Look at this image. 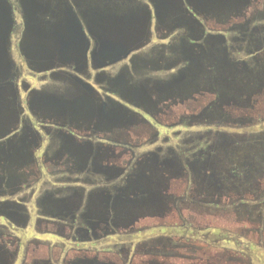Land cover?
Here are the masks:
<instances>
[{"label":"rangeland","instance_id":"rangeland-1","mask_svg":"<svg viewBox=\"0 0 264 264\" xmlns=\"http://www.w3.org/2000/svg\"><path fill=\"white\" fill-rule=\"evenodd\" d=\"M3 2L9 20L0 50V218L13 227L0 228V264H114L113 255L123 253L125 241L126 247L137 242L151 253L152 237L155 242L159 240V249L165 254L186 252L189 256L194 249H207L205 264H264V130L257 127L264 126V113L250 111L248 115L247 109L238 112L230 108L235 99L247 108L250 95V106L264 110V0H221L220 6H210L211 11H202L200 0ZM66 7L78 15L81 29L91 42H114L124 46L126 53L97 71L87 62L86 44L85 52L69 53L74 58L61 63L59 38L49 33L63 21L60 14ZM113 7L119 11L115 16H125L120 21L112 18ZM103 9L111 17L104 19ZM211 63L224 68L217 69ZM194 71L203 78L193 80L194 86L189 88L193 98H198L196 106L202 101L198 91L203 87L218 95L213 103L202 107L203 113L194 111L195 116L184 113L181 105L185 102L181 97L189 93V84L184 83ZM81 85H93L97 91L105 88L106 112L98 103L93 106ZM157 90L160 100L154 104L151 98ZM143 106L149 109V117L141 115ZM171 106L177 110L176 120L162 129L154 127L152 113ZM145 122L153 128L145 130ZM101 125L112 128L113 133L125 135L128 131L131 136L128 140L122 135L123 146L130 147L124 152L128 159L123 169L114 170L108 164L105 167L112 180L123 172V212L117 206L110 207L115 226L106 229L105 238L96 244L58 236L56 228L57 234L42 235L37 222L46 220L48 225L62 226L65 222L72 226L66 231L70 236L90 231L74 225L78 211L73 214L68 206L76 198L84 204L93 186L102 192L120 187L119 183L106 184L90 176L88 161L92 162L89 157L94 144L98 150L107 147L94 141L101 137L102 141L122 140L107 133L106 139L97 131ZM137 130L142 131L141 139ZM62 142L72 146H60ZM61 159L69 161L65 164ZM70 166L78 170L72 171ZM140 172L156 176L153 182L158 183V201L150 187L149 196L136 194L134 182L125 187L131 174L136 178ZM167 173L179 178L189 175L193 183L208 189L202 202L207 208L192 212L197 222L193 225L209 229L217 225L223 230L243 222L254 228V236L243 225L237 227L235 252L227 248L226 255H222L220 241L211 245L213 235L208 239L210 249L187 240L183 242L190 250L182 249L178 245L183 242L176 239L178 233L168 227L143 230L139 238L124 239L122 244L123 235L113 234L122 218L123 223L128 217L134 219L156 208L159 201L182 204L176 200L181 193L165 197L162 191V185L167 184L162 177ZM82 179L87 184L79 181ZM253 188L256 191L248 190ZM219 189L224 190V200L213 192ZM191 199L201 200L193 195ZM96 201L98 204V198ZM133 201L138 202L136 207H131ZM183 216L185 219L179 222L188 220L186 214ZM157 217L168 220L170 214ZM91 231L89 237L93 236ZM168 242L175 247L170 249ZM164 259V264H180L176 256Z\"/></svg>","mask_w":264,"mask_h":264},{"label":"flooded vegetation","instance_id":"flooded-vegetation-1","mask_svg":"<svg viewBox=\"0 0 264 264\" xmlns=\"http://www.w3.org/2000/svg\"><path fill=\"white\" fill-rule=\"evenodd\" d=\"M66 12V15L64 14L65 12L61 13V19H63L64 21V26L66 24V22H71V18L73 19L74 23L76 26L79 27L80 31L83 34V38H82V43L80 42L79 45L76 47L77 50H75L76 55L78 53L83 52V50H85L86 44L88 45L87 49V59H88V63L91 64L93 67L95 66L97 71H100V68H104L107 66H111V53H112V47H111V43L107 42V41H103L102 43L100 41H95V42H91L90 39L88 38V36L86 35L85 31L81 29L80 23H79V19L77 18V16L75 15V13L72 11V9L70 8H63ZM63 14V15H62ZM71 17V18H70ZM84 29V28H83ZM61 48V46H60ZM60 51V49H59ZM74 57H69L68 54L65 55H61L59 53L58 55V60L63 63V61H69L70 59H72ZM62 59V60H61ZM86 60V57H85ZM74 62V61H73ZM70 63V62H69ZM75 63V62H74ZM212 66H214L215 68L219 69H223L224 66L216 63L213 64L211 63ZM70 68H74L73 66H71ZM74 70V69H73ZM200 74V71H199ZM196 79H203V78H199L197 77L195 71H194V75L190 74V77L185 81L184 85L186 83L189 84V87L187 88V91L189 92L186 96L181 97L185 100L184 103H181V105L183 106V108H185L183 110L184 113L188 114V115H194V111L199 110V113H203L201 112L202 107L207 106L209 103H213L215 101V96L218 97L217 94H212L210 90H208V88L203 87L202 89H200L198 91V94L200 95V99L202 100L199 104V106H196V104L194 103V101L198 100V98H193L192 96V92L191 90H189L190 87L194 86L193 80ZM220 81V80H219ZM233 82V81H231ZM223 86V84H222ZM162 88H165L164 86H161ZM172 86L167 87V89L171 88ZM83 91L85 92L86 95L89 96V98H91L93 100V106H96L95 103H98L97 105H100L101 108L105 111L106 107L108 106L107 102L105 101V97H107L106 94V90L104 87H100V91H97L96 88L92 85L89 88H86L85 86L81 85L80 87ZM212 91H215L216 93H218L216 90H214L213 88H210ZM80 91V90H79ZM108 91V90H107ZM110 91V89H109ZM159 90H157L156 94H154L155 96L153 97V99L151 98V100L154 102V104H157V101L159 103L160 100V96L158 93ZM235 92L238 91V88L234 89ZM191 92V93H190ZM249 92V91H248ZM234 93H232L233 95ZM243 95V94H242ZM248 94H245V90H244V96H247ZM99 100H96V99ZM237 98V97H236ZM167 99V97H166ZM96 101V102H95ZM236 102H233L232 106L230 108H232L233 111H245L246 109L248 110V115L250 113V111L253 114L259 113V112H263V109L260 110H255L253 108V106H250V95L248 96V107L247 108H242L243 104L240 102V100H236ZM175 102L176 101H172ZM254 103V101H253ZM196 106V107H195ZM251 107V109H250ZM141 112V115L146 116L147 113L149 112V109L144 108ZM106 112V111H105ZM104 112V113H105ZM146 112V113H145ZM194 112V113H193ZM180 113V112H178ZM177 110L173 109L172 106L171 107H167L166 108H162L159 110H155L151 117L154 120V127L155 125L159 126V128H163L166 126L167 123H173L177 117ZM148 117L150 116V114L147 115ZM101 117V116H100ZM255 119V118H254ZM153 126H148L147 122H145L144 125H142V127L145 129L152 127ZM259 129V131H261V129L264 130V126L258 124L257 125ZM101 130H97L95 127H93L92 129L96 132L100 131L103 132L104 137L106 138V133L111 137H120L122 140L120 141H113V140H104V138H99L100 141H94V143H98L99 145L102 144H106L107 147L104 148H99L100 150H98L97 148L99 146H97L96 148V144H94V148L91 150L90 152V157L89 159L92 160V162L89 160L88 163H90L91 167H90V173L93 178H95L96 180L99 179V181H105L106 184L108 183H112V181L115 183H119L117 186L120 187H115L112 189L109 188V190H104L103 192L101 190H97V187L93 186L94 191L91 192L88 196H87V200L84 204H80L78 202V199L76 198L74 203L71 204V206L68 208L72 209L73 214L74 212L77 213V216H75L76 218V222L75 224H80L82 225L81 229L84 228H88L91 229L93 231L92 234L93 236L89 237V233L90 231L88 230L87 232H84L83 230L81 231V234H77V235H67L66 231L67 229L71 228L72 226H68L67 223L65 222H61V224H63L62 226H57V225H53V224H46V221H38L37 222V226L39 227V230L41 231V233H43L42 235H55L57 233H55V229L56 228L60 233L61 237H68L70 239H74L75 241L77 240H81V241H86L88 240L89 243H98L100 240H103L106 236L105 232L107 231L106 229L111 228V226H115L111 221V217L109 215V209L111 206L115 207L117 206V209L120 210V212H123V172H121L119 175V177L115 178V180H112V174H108L105 173V167L106 164H108L110 167L115 168L114 170L118 169L121 170L123 169V162H126V160L128 159L127 155L124 153L126 150H130V147H126L123 146V133L122 132H118V133H113V129L112 128H108L107 125L106 126H102L99 127ZM145 129V130H146ZM115 131V130H114ZM142 133V131L137 130V138L141 139L142 137L140 136V134ZM131 134V133H130ZM124 137L128 138V140H131V136L128 135V131L127 134L123 135ZM128 136V137H127ZM134 137H136L135 135H133ZM60 146L63 147H71L72 143L70 142H62V144H60ZM124 148V151H123ZM264 155V153H263ZM65 159V158H64ZM65 164H67V162L69 161L67 160H63L61 159ZM73 160H76L75 158H73ZM146 161H153L152 158H146ZM145 160H143L145 162ZM61 161V162H62ZM93 163V165L91 164ZM103 168V169H102ZM70 169L72 171H77L78 167L75 166H70ZM148 170V169H145ZM132 178L130 179V181L128 183H126L125 187H127L128 185H132L134 182V186H133V190L137 189L136 194L141 193L143 195H147L149 196V194H147L148 188L150 187L151 190L153 191V193H156L157 196H155L154 200L155 202L159 200V192H158V187L155 188L156 185H158V183H154L153 181L155 180V177H152L151 173H142L140 172L139 175L136 176V178L134 177L135 175L131 174ZM140 177V178H139ZM103 179V180H102ZM192 177L189 175H183L182 177H177L175 175H171L165 174L162 177V180H164L167 184H164L165 187L162 185V191L165 193V197L166 194L167 195H176L181 193L182 195L179 196L176 200L181 202L182 204L180 206L174 204V205H170L167 204V201H159V203H156V208H153V210H149L147 209L146 212H143L142 214H139L138 216H136L134 219H130L129 217L125 219L124 223H123V218L120 222H118V228L117 230L113 233V234H117V235H123V239H122V244L123 241H125L124 239H132V238H139L138 235L140 234V232H142L143 230H147V229H151V230H164L165 228H170L174 230V233H178L177 238L180 242L183 241H188L189 243H196V245L199 246H203L205 248L210 249L211 245H213L215 242L220 241L221 246L219 247L222 251L223 254L222 255H226V251L227 248L231 249L233 252H235V239L237 238V233H236V228L237 227H241V225H243V222H241V224H239V222L236 224V228L234 226H226V228L224 227L223 230L220 229L221 227H218L217 225H215L216 227H212V228H207L205 225L200 226V225H193V223H197L196 220L192 218L191 214L192 212H194V210H200V211H205L207 206L206 203H202L205 202L204 201V197L206 196V191H208V189L206 188H200L198 184L193 183L192 181ZM151 180V181H150ZM82 181L84 183H86L85 180H79ZM88 181H90L88 179ZM145 182H147V184L145 185ZM150 183V185H149ZM87 184V183H86ZM106 184L104 185L106 187ZM85 189H87V187H83ZM104 188V187H103ZM112 189V190H111ZM222 190V191H221ZM256 191L254 188L253 189H248ZM260 190V189H257ZM89 191V190H88ZM223 189H219L217 191H213L215 193V196L217 197H223L222 199L224 200V195L223 193ZM227 192H233L235 190H225ZM138 192V193H137ZM192 195L194 197H200L201 200H196L195 202L191 199ZM78 197V195H77ZM132 197V195L130 196ZM164 197V198H165ZM226 197V196H225ZM96 198H98V204L96 201ZM140 198H144V197H140ZM131 199V198H130ZM132 200V199H131ZM144 199L140 200L143 201ZM66 199H64V203L66 204ZM134 205H132L131 207H136V203H138L137 201H133ZM127 206V205H126ZM60 212H62L63 214L68 213L66 210H59ZM159 213V214H158ZM163 213H169L170 214V218L168 220H162L160 218H158L157 216H162ZM183 214L187 216L186 219L188 220H184L182 222H179V220H183V217L185 219V216H183ZM141 216V217H140ZM74 218V215H73ZM44 220V219H41ZM0 228L3 226L4 228L7 227H13L9 221H7L5 218H0ZM201 222V221H200ZM115 223V222H114ZM184 223V224H182ZM221 223V222H219ZM221 225V224H219ZM244 228H247V230H252V231H248L250 232V236H254L255 232H254V228L249 229L248 225H243ZM17 227V226H16ZM229 227V228H227ZM258 229V228H256ZM235 230V231H234ZM57 232V231H56ZM210 233V234H209ZM240 233V232H239ZM0 234H2L0 232ZM96 235V236H95ZM211 235H213V237L215 238V240H211V245H209V238H213ZM232 236V237H230ZM234 236L236 238H234ZM238 239V238H237ZM151 253H147L145 252L146 250H143L142 247H140L137 242L135 244H133L131 247H126L127 242H124L125 247H123V253H118L119 255H113L114 256V264H146V262H152L151 264H164V258L166 257H171V256H176L177 258H179V262L180 264H205L203 263V260H206L207 256V249L205 250L204 248H202L199 251L195 250L194 251H190V255L188 256L186 254V252H176L173 254L170 253H163L160 251L159 246V240L158 241H154V238H151ZM223 243L225 244V246L223 245ZM169 244V245H168ZM166 245L169 246L170 249H173V247H175L176 244H171V242L166 243ZM218 245V243H217ZM178 246L182 247V249L188 248V246H186V244L183 242L181 244H179ZM198 248V247H197ZM188 249H185L187 251H189ZM97 255H99V253H96ZM189 254V252H188ZM194 257V258H193ZM172 258H170L171 260ZM183 259V260H182ZM192 259V260H191ZM188 260V262H186ZM208 260V258H207ZM108 261V260H105ZM193 261V262H192ZM176 262V261H175ZM94 264H96L94 262ZM98 264H100L98 262ZM102 264V263H101ZM105 264V263H104ZM171 264V263H168ZM172 264H174L172 262ZM178 264V263H177Z\"/></svg>","mask_w":264,"mask_h":264},{"label":"water","instance_id":"water-1","mask_svg":"<svg viewBox=\"0 0 264 264\" xmlns=\"http://www.w3.org/2000/svg\"><path fill=\"white\" fill-rule=\"evenodd\" d=\"M202 1L201 4H199L200 8L202 11L206 10H210V6L211 5H216L217 7L221 5V0H200ZM164 2V0H159V3ZM116 5V4H113ZM105 9H103L104 11ZM211 11V10H210ZM106 16H105V13ZM103 12L102 17H111V14H109L106 10ZM115 13H119V11L117 10V8L112 9V18L113 19H117L120 21V19L124 18L123 16L118 18V16H115ZM134 14L128 15L129 17L126 18V22L129 21L131 19V17ZM127 17V16H126ZM71 18V17H70ZM105 19V18H104ZM8 20H9V15H8V11L6 10V6L3 2V0H0V50H2L3 47H1V44L3 43V37L5 34V31L7 29L8 26ZM71 22H66L65 26H64V21H61L59 23V26H56L55 29H52L53 31L49 34H51V36L53 37H58L59 38V45L61 46L59 53L61 55H65V54H69V53H75V50H77V46L79 45V43H82V38H83V34L80 31L79 27L75 25L73 19L71 18ZM123 25V24H122ZM108 25H104V27H106ZM124 27V26H123ZM38 29V32L40 34V27H36ZM111 47H112V61L117 60L121 54H125L126 53V48L117 44V43H111ZM76 48V49H75ZM75 49V50H74ZM1 52V51H0ZM83 52H85V50H83ZM82 52V53H83ZM0 62H1V57H0ZM133 187V186H132ZM127 192V190H126Z\"/></svg>","mask_w":264,"mask_h":264},{"label":"crops","instance_id":"crops-1","mask_svg":"<svg viewBox=\"0 0 264 264\" xmlns=\"http://www.w3.org/2000/svg\"><path fill=\"white\" fill-rule=\"evenodd\" d=\"M258 65H255V67H257Z\"/></svg>","mask_w":264,"mask_h":264}]
</instances>
